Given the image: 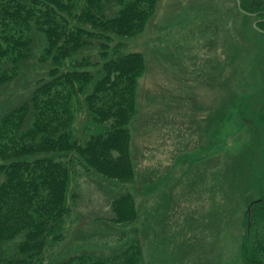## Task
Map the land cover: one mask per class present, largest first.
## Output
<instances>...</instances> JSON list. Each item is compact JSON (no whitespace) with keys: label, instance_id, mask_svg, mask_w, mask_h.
<instances>
[{"label":"trees","instance_id":"16d2710c","mask_svg":"<svg viewBox=\"0 0 264 264\" xmlns=\"http://www.w3.org/2000/svg\"><path fill=\"white\" fill-rule=\"evenodd\" d=\"M238 1L237 12L249 17V28L264 38V0ZM156 3L0 0V92L20 73L27 77L32 66L27 60L46 65L22 98L9 102L4 97L0 102V263L27 264L50 241L59 240L80 166L84 173L111 180L99 182L110 191L108 212L99 218L107 224L133 223L132 228L107 252L82 246L62 258L49 257L46 264H142L143 221L138 219L143 215L127 186L135 185L131 128L139 113L136 86L146 60L141 51L127 48L123 39L142 32ZM244 24L241 21L238 30L246 29ZM225 46L224 58L209 65L210 84L220 93L210 115L216 124L220 103L234 92L231 77L239 74L240 61L250 48L237 40ZM228 66L230 71L225 72ZM244 90L228 97V106L233 110L232 127L241 130L245 143L228 155L226 165L215 169L220 191L215 203L220 211L231 210V217L244 206L241 218L247 232L241 236L240 260L264 264V228L257 230L258 223L264 227V81L254 94ZM77 106L86 121L74 135ZM119 184L123 189L115 192ZM8 241L15 242L10 255L1 249Z\"/></svg>","mask_w":264,"mask_h":264},{"label":"rangeland","instance_id":"374dc122","mask_svg":"<svg viewBox=\"0 0 264 264\" xmlns=\"http://www.w3.org/2000/svg\"><path fill=\"white\" fill-rule=\"evenodd\" d=\"M241 21L247 28L238 30ZM250 21L237 12L235 0H157L142 32L123 39L127 48L141 51L146 60L136 86L139 113L131 128L135 185L127 186L140 215L147 214L138 219L143 221L139 234L142 264H243L239 245L247 232L241 218L244 206L237 207L232 217L231 210L221 207L228 215L221 214L215 203L220 200V191L214 171L226 165L228 155L245 143L241 130L232 127L228 97L237 96L242 89L254 94L264 81V38L249 28ZM234 40L239 45L246 42L250 48L240 61L239 74L231 77L234 92L220 103L216 124L210 115L220 93L210 84L213 75L209 65L215 59L222 60L225 45ZM26 63H32L27 77L20 73L8 82L1 89L0 102L4 97L9 102L22 98L45 70L44 63ZM84 121V112L77 106L74 135L79 134ZM87 125L93 128L92 123ZM194 156L199 160H193ZM79 167L75 196L69 200L71 212L61 224V237L50 241L43 253L27 264H46L49 257L59 259L82 246L107 252L108 246H118L130 233L133 223L107 224L108 220L99 218L107 214L110 197L109 189L99 182L111 180L84 173ZM119 185L116 191L106 186L118 192L123 189ZM263 228L257 224L258 231L263 232ZM14 244L3 243V253L10 255Z\"/></svg>","mask_w":264,"mask_h":264},{"label":"water","instance_id":"95a60500","mask_svg":"<svg viewBox=\"0 0 264 264\" xmlns=\"http://www.w3.org/2000/svg\"><path fill=\"white\" fill-rule=\"evenodd\" d=\"M236 1V4H237V6L239 5V1L238 0H235ZM253 25H254V23H252Z\"/></svg>","mask_w":264,"mask_h":264}]
</instances>
